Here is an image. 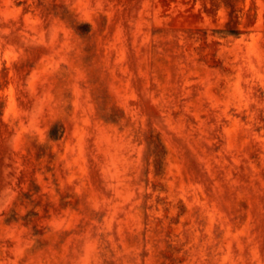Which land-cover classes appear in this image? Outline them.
<instances>
[{"label":"rangeland","instance_id":"374dc122","mask_svg":"<svg viewBox=\"0 0 264 264\" xmlns=\"http://www.w3.org/2000/svg\"><path fill=\"white\" fill-rule=\"evenodd\" d=\"M0 264H264V0H0Z\"/></svg>","mask_w":264,"mask_h":264}]
</instances>
